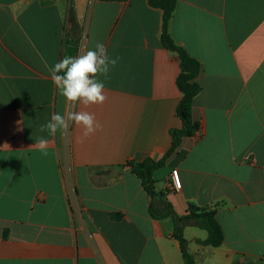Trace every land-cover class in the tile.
<instances>
[{
    "label": "crops",
    "instance_id": "0c3cea01",
    "mask_svg": "<svg viewBox=\"0 0 264 264\" xmlns=\"http://www.w3.org/2000/svg\"><path fill=\"white\" fill-rule=\"evenodd\" d=\"M174 41L202 66L192 108L200 125L155 170V192L178 217L209 208L224 232L185 226L196 264H264V0H176ZM148 0H0V264H184L172 218L129 163L162 161L182 122L176 53ZM105 44L119 57L107 100L86 109L102 127L81 142L40 132L53 113L80 111L49 68ZM48 139L47 155L35 140ZM177 170L179 190L172 189Z\"/></svg>",
    "mask_w": 264,
    "mask_h": 264
},
{
    "label": "trees",
    "instance_id": "16d2710c",
    "mask_svg": "<svg viewBox=\"0 0 264 264\" xmlns=\"http://www.w3.org/2000/svg\"><path fill=\"white\" fill-rule=\"evenodd\" d=\"M104 2H121L126 0H100ZM151 7L163 11L162 35L163 46L176 53L180 60L181 72L177 79V86L182 94L181 101L177 106L176 113L182 122L180 129L171 131L172 146L166 153L162 161L156 162L147 159L142 163L134 165L129 163L133 172L142 180L145 191L152 198L150 215L157 220L172 218L176 223L174 237L179 241L184 264H196L193 255L188 250V242L184 238L183 230L185 226L193 224L207 232L205 240H197L198 244L210 247H220L224 242V232L216 217V211L209 208L190 207L188 214L178 217L173 207L160 199V195L155 192L154 171L163 167L165 161L174 154L185 138L195 136L200 129V125L193 121L192 108L196 96L201 92L202 87L198 82L202 66L200 62L191 57L185 48L179 46L170 34V22L176 10V0H148Z\"/></svg>",
    "mask_w": 264,
    "mask_h": 264
},
{
    "label": "clouds",
    "instance_id": "9594fccd",
    "mask_svg": "<svg viewBox=\"0 0 264 264\" xmlns=\"http://www.w3.org/2000/svg\"><path fill=\"white\" fill-rule=\"evenodd\" d=\"M119 57L109 56L104 43L97 42L94 49L87 50L76 56H65L49 68L50 78L59 94L73 107L82 105L80 111H69L65 115L53 113L50 120L40 125L39 131H47L54 137L59 131L68 134L69 122L83 129L81 142L97 132L102 125L95 114L86 111L88 106L103 104L107 100L105 83L98 79L103 76L109 79V73L118 62ZM49 141L43 136L35 140V146L42 154L47 155Z\"/></svg>",
    "mask_w": 264,
    "mask_h": 264
},
{
    "label": "built area",
    "instance_id": "2783aa9c",
    "mask_svg": "<svg viewBox=\"0 0 264 264\" xmlns=\"http://www.w3.org/2000/svg\"><path fill=\"white\" fill-rule=\"evenodd\" d=\"M172 189L179 190L181 188V182L178 175V171L174 170L172 171Z\"/></svg>",
    "mask_w": 264,
    "mask_h": 264
}]
</instances>
